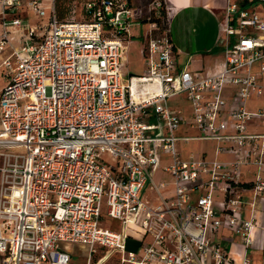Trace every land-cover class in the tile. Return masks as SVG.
<instances>
[{
  "label": "built area",
  "instance_id": "obj_1",
  "mask_svg": "<svg viewBox=\"0 0 264 264\" xmlns=\"http://www.w3.org/2000/svg\"><path fill=\"white\" fill-rule=\"evenodd\" d=\"M23 5L42 23L2 55ZM226 12L216 70L189 69L150 21L145 70L124 84L130 0H88L79 21H60L55 0H0L1 264H80L75 246L86 264H251L216 235L264 249V0H228ZM185 123L194 134H180ZM200 139L214 155L185 156L180 142Z\"/></svg>",
  "mask_w": 264,
  "mask_h": 264
},
{
  "label": "crops",
  "instance_id": "obj_2",
  "mask_svg": "<svg viewBox=\"0 0 264 264\" xmlns=\"http://www.w3.org/2000/svg\"><path fill=\"white\" fill-rule=\"evenodd\" d=\"M52 2L53 0H44V5L50 6ZM165 2L170 10V32L173 43L179 51L180 61H189V69L202 71L203 73L214 71L220 67L225 60L227 35L224 27L226 24V6L228 0H165ZM33 15L37 17L35 12L23 5V10L21 11L23 26L10 32V44L2 55H9L13 47L22 45L29 26H38L42 23L39 17L37 18L40 19L41 23H35ZM2 71H0V87L6 82V73ZM182 107L188 117L190 112L188 103L183 102ZM187 133L194 134L195 131L189 129L185 123L180 130V134ZM192 141H202V139ZM185 143L180 142V147L184 155L187 156L190 152L185 154L183 149ZM195 153L213 156V153L204 149L201 150V153ZM223 157L226 156L224 155ZM161 175L162 171L157 170V179H160ZM248 176L251 177V173H248ZM145 195L150 199H154L150 189H146ZM250 198L251 195L249 194L247 199ZM258 208V216H260L263 208ZM251 214V206L247 204L245 215L246 217H250ZM109 225L115 229L120 226L119 222L114 220H111ZM263 225H259L255 231L258 239L262 236ZM216 240L230 250L234 262H241L243 256L246 254L251 264H264V249L251 245L247 246L240 235H236L228 229H223L216 235ZM134 242L137 241L135 240Z\"/></svg>",
  "mask_w": 264,
  "mask_h": 264
},
{
  "label": "rangeland",
  "instance_id": "obj_3",
  "mask_svg": "<svg viewBox=\"0 0 264 264\" xmlns=\"http://www.w3.org/2000/svg\"><path fill=\"white\" fill-rule=\"evenodd\" d=\"M132 2V8L134 12V22L132 23V29L131 34L132 38L127 42V49H126V55L124 64L121 66V76H122V82L124 84H127L128 77L133 74H142L145 70L144 65V54L145 50L147 48L148 43V32L150 28V21H146L147 18H149L151 14L152 9V3L156 0H130ZM161 1V0H157ZM70 0H56V5L58 7L59 12L63 16H65L67 6L69 4ZM81 2V0H79ZM73 11H75V17L76 20H82L83 15L80 11L82 9V4L77 3L76 1H73ZM39 17V16H37ZM33 15V20L35 23L40 24L41 21L39 18ZM41 31V30H40ZM264 81V79H263ZM1 83V82H0ZM258 100V104L264 103V97ZM256 102V101H255ZM215 144L212 141L202 140V141H190L186 142L184 145V152L185 154H188L191 151L201 153V150L208 151L210 153H213L214 155V146ZM189 153V154H190ZM217 194V191H215V195ZM219 199H222L221 194H218V196L215 197V206L216 202H218ZM136 240H138V237H135ZM138 242L129 241L128 242V250H135L137 247ZM74 256L73 260L80 264H86L88 262L87 256H84L86 251L83 250L79 246H75L74 249ZM100 256V254L96 255V259ZM102 264H118V261L116 258L110 259Z\"/></svg>",
  "mask_w": 264,
  "mask_h": 264
},
{
  "label": "trees",
  "instance_id": "obj_4",
  "mask_svg": "<svg viewBox=\"0 0 264 264\" xmlns=\"http://www.w3.org/2000/svg\"><path fill=\"white\" fill-rule=\"evenodd\" d=\"M73 1H76L78 4L79 3L82 4V9L80 11L82 12V15H83V4L88 0H81V2H79V0H70L67 6L65 16H63L61 12H59L58 7L56 5V0H55L56 14L60 21H79V20H76V17H75L76 13H74L75 11H73V8H74ZM161 3L162 5L160 8H158L157 11L155 9H152L150 17L146 19V21L157 22L159 31L166 33L172 39L171 32H170V21H169L170 10L166 5L165 0H161ZM82 20H84V17Z\"/></svg>",
  "mask_w": 264,
  "mask_h": 264
}]
</instances>
